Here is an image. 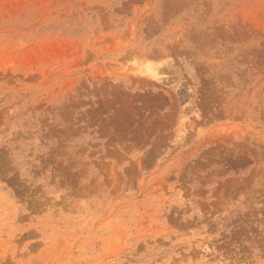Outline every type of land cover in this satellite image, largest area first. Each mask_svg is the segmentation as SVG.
Listing matches in <instances>:
<instances>
[{"label":"rangeland","instance_id":"1","mask_svg":"<svg viewBox=\"0 0 264 264\" xmlns=\"http://www.w3.org/2000/svg\"><path fill=\"white\" fill-rule=\"evenodd\" d=\"M0 264H264V0H0Z\"/></svg>","mask_w":264,"mask_h":264}]
</instances>
